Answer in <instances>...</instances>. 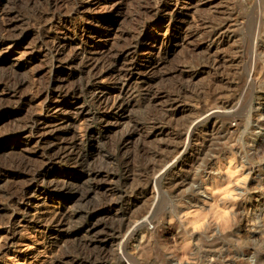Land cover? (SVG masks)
<instances>
[{"label": "bare ground", "instance_id": "bare-ground-1", "mask_svg": "<svg viewBox=\"0 0 264 264\" xmlns=\"http://www.w3.org/2000/svg\"><path fill=\"white\" fill-rule=\"evenodd\" d=\"M121 1L122 0H45L44 9H34L33 12L26 14L27 16H25V19L29 24V29L27 31L21 33L18 32L17 34L14 30L16 24L13 20L11 22L8 21L9 23L2 24L0 28V48L3 46L6 47L5 49L16 48L24 43L27 36L33 34V37L31 36V50L36 48L44 50L46 56L51 58L50 70L55 71L60 67L68 69L67 73L65 72L60 74V76L55 77L53 76L55 72L52 74L50 71L52 76L47 84H44L43 82L34 85V88L31 89L30 95L23 97V99L15 100L14 104H7L0 98V127L2 125L5 127L3 131L0 130V149L11 143H21L22 141L26 144L28 149H32L33 153H40V156L42 157L41 162L37 161V163H35L32 159H26L23 156L5 162L4 160H1L2 156H0V173L6 174L16 182H23V185L17 188L14 186L15 184H13L8 186V189L0 191V196L4 200L3 202H6V205L8 206L6 210H4L5 213L3 212L1 214L0 222L6 223V225L8 224V227L5 230L8 234L6 237L10 236V240L16 237V224L18 222L20 223V221L26 217L25 220L27 224L30 223L34 228L42 225V227L45 228V232H50L51 229L49 228H53L50 226H53L56 223L58 224L61 217L56 218L52 216L44 222L43 220L28 217L26 215L30 213L29 210L25 209L24 202L31 194L33 198L35 196H43V199L46 200L49 197L58 198V195L56 197L55 192L61 194L62 190H66L68 187L66 181L62 182V180L59 179L50 180L47 178V175L52 171H55L54 168L59 163H69L73 169H81V172H83L82 176L87 178L88 182H95L93 188L91 185V190L94 189L96 194L97 192H100L98 191L100 188L104 190L101 193L103 198L102 201L97 205L89 207L90 212L88 210V214L92 213L93 216L101 215L105 218L107 217L103 220L97 219V223L100 222L103 226H108L109 231L105 238H99L102 241V244H98L94 238L77 242L80 248L77 247L79 251H89L88 255L85 254L84 262L82 261V263L79 264H153V259H150L152 262L150 260L141 261L139 259L140 251L135 253L130 252V240L137 234L139 229H146V232L149 234H153L154 231L165 233L170 230L171 226L170 224L165 223L164 219L161 217V220H158L160 211L155 209L153 204L150 208L135 210V198H138L143 194H150L153 196V190H157L158 193L159 188L161 187L159 184H162L164 180L170 181L175 187L181 186L185 181V177H181L182 173H179L182 171L184 163L188 162L187 164L189 165L192 162L197 163V158H199L202 148L206 146V142L211 140L214 136H220L222 133V135L229 136V133H232L233 129H230L232 127L228 126L229 123L227 124V121L236 117L239 118L238 111L236 112L235 109L234 94L232 96H229V94L228 97H226L227 99H221L222 101L219 103L216 99L215 101L217 104L216 102L208 104L209 102L206 103V100L202 99L203 95L200 93L197 95L196 93L198 96V98H196L197 100L194 99L193 102L191 101L192 103L187 102L186 98L192 99L189 97L191 95V92L189 91L193 88H191V80L193 78L191 77L190 80L185 81L182 77L181 79L185 82L182 83L179 95L170 97V100L167 99L168 104L166 105L167 101L164 102L165 104L163 103L165 108L162 109L161 106L160 108L162 109L163 114L161 117L163 120H167V122H171L172 117H176L177 114L185 116V120L191 122V125H188L189 127L187 131L186 125L180 127V130L178 129L177 133L168 131L167 128H165L166 126L161 127L159 134L167 135V137L170 136L172 139L170 140L172 141V144H174L170 147L171 149L168 148V155L166 156L165 154L164 158L161 157L160 160H157L158 162L155 161V163H153V161H148L147 163L145 160V173L142 170L143 175H141V177L139 176L140 178L137 182L132 173L134 168H132V170L128 165V160L131 162L130 159H128L129 157H124V163L127 164H124L125 166L121 169L120 174L124 177L127 186L125 188L123 187V189L120 188L119 190L115 187L107 188L106 186L108 183L109 185H114L118 182V172L116 173L114 169L109 168L108 165L104 167H94L92 165L93 167H91L90 162L93 159L89 160V154L86 153V145L96 136L89 121L90 119H97L102 129L108 127L112 124L113 117H116L115 120H119L120 114H122V117L126 115L131 100L137 93H139V96L144 95V97H142L147 99V103L149 101L150 106L154 105V102H156L155 100L159 98L158 96L163 95L164 97H167L168 94L163 92H153L152 81L153 68L155 65L153 64V53H155L153 51L156 43H159L160 40L161 42L166 43L167 41L176 40L174 38L178 37L182 40H186L190 36H198L199 38L204 39V41L207 40L208 46L206 48V57L208 56V63L200 68L203 70L207 68L209 70L210 74L208 80L209 82L212 81L211 86H208L211 88L210 90L213 88L216 92L219 87H232L237 83L234 75L237 71L233 69V62L237 58V53L232 55L231 51L228 50V45L231 42L230 40L235 36L233 33L237 28L235 27L237 25L236 15L230 13L232 11H229L225 17L221 18L222 20L220 23H218V25L216 24L217 27H208L210 22L202 21V23L197 26L196 30L182 35L181 32L183 31V27L181 23L184 21L188 9L192 6L195 7V5H198V3L202 1L213 3L215 0H184V2L182 0H144V2H138L140 3V6L138 5L139 19H137V26L123 33L124 44L121 45V48L118 51L112 53L110 52L111 50H108L109 48L107 49L106 47L100 46L94 38L95 36L99 38L104 37L103 30L101 29L105 26L104 24H111L113 22L112 19L117 12L118 5L121 4ZM102 3H105V5L103 4L104 6L101 7L102 10L100 12H96L95 10L94 12L93 9L98 8ZM8 12V17L12 16L15 18V7L11 8ZM213 14L215 13L213 12ZM12 17H10V19ZM78 18L81 19L77 22ZM176 18H178V21H175ZM93 24L99 26L100 29L93 26ZM46 29H56L57 31L53 35H47V31L45 32L46 34L44 33ZM24 54L25 53H23V55ZM4 57L8 58V55L6 56L4 54ZM76 68L79 70L78 75ZM254 68H256L255 65ZM40 73H42V70L37 71L34 75L37 77ZM19 74V68L13 67L11 69H4V67H0V91H8L11 95L16 96L20 89L27 85V80L20 77ZM246 83L253 85L254 78L251 81L248 80ZM214 84L219 86H216L217 88H215L213 87L215 86ZM208 87L206 89H208ZM226 88H223V90L228 93V88ZM261 88L258 91L260 94L262 93L261 95H264V88ZM195 90L197 89L195 88ZM249 90H251V88ZM204 92L206 93V91ZM204 92L202 94H204ZM225 92L223 93L225 94ZM192 97L194 96L192 95ZM29 98L37 102L39 109L36 108L35 110V104L31 103ZM175 100V104L177 105L174 104ZM47 101H50V103ZM54 101H57V104L51 103ZM262 103L264 104V97ZM183 105L184 107H179ZM94 107H96V112L93 110ZM259 107L264 110V106L260 105ZM186 112L188 113L186 114ZM262 113L258 115V117H253L255 119H253V123H251L252 130L249 131L251 136H255L258 130L264 131V114ZM42 114L58 117L61 119L60 121L62 123H49L41 118ZM241 116L242 115H240V117ZM153 120L154 124H156L157 121L155 122V118L153 119L151 116L148 121L149 123L146 121L147 124L144 123L140 125L137 123H131L132 125H128L125 131L118 135L117 152L125 149L128 146L131 137L143 131L145 127L149 128V131L146 132V136H153V127L155 126L153 125ZM5 121L8 123H5ZM184 132H187V134L185 141H182L181 138H183ZM231 135L232 134H230V136ZM178 138L181 140L178 141ZM159 146L160 145H158V148ZM168 149L162 150L166 153ZM211 152H213V150ZM214 157V160H216V155ZM151 158L154 159V157ZM212 159H210L209 164L212 163ZM203 169H205L204 166ZM211 171H213V168ZM257 178L258 179H255L254 182L259 186L264 179L262 175ZM153 180L155 182V189L151 188ZM101 182L102 185L100 184ZM44 184L48 185L49 190L52 189L54 191L51 190L46 193L42 188ZM191 187L193 189V186ZM169 190L171 191L173 189L169 188ZM87 193L85 192L82 195V198H85ZM59 197L61 198V195ZM157 197L158 194L156 195V200H160L157 199ZM200 201L201 199L196 196L193 197V199L191 198L188 200L190 203H198ZM175 206L176 205H174V207ZM166 209L167 207L164 210L165 215L167 213L174 214L175 209L173 210V207L172 212L170 211L171 209ZM161 213H163L162 210ZM77 214L78 213L74 210V212L72 211L71 216L73 217ZM171 219H173V216ZM97 223L93 222L90 224L87 227V232H94L97 229ZM256 228L257 227H254L252 230L253 236L258 235V230L256 231ZM259 232H262V229ZM144 237H142V239ZM51 240L50 237L49 239H45V242L42 243V245L48 244L47 246H51L53 242ZM141 242L142 240H140L139 244ZM11 243L12 242H9V244ZM110 244L117 245V248L110 250L108 248ZM4 246L7 248L6 244H4ZM141 246L139 245V247ZM55 247H57L56 244ZM136 248H134L135 251ZM1 251H3V248H0V252ZM54 252L55 253L52 254L53 256H50V260L51 262L58 264L57 258L60 256L57 255L58 251ZM206 253L207 252L204 251L202 255L200 254L198 257L199 261H203L205 264H217L218 257L216 253L211 252L210 250L208 254ZM33 254L35 256V253ZM163 256L165 262L168 264H177L173 257L169 255ZM30 257L31 256L28 253L20 252L19 254H15L13 259L21 261L23 264H27ZM46 261H48V259Z\"/></svg>", "mask_w": 264, "mask_h": 264}, {"label": "rangeland", "instance_id": "rangeland-1", "mask_svg": "<svg viewBox=\"0 0 264 264\" xmlns=\"http://www.w3.org/2000/svg\"><path fill=\"white\" fill-rule=\"evenodd\" d=\"M182 1L184 2V0ZM138 2H144V0H122L121 4L118 5L119 7L117 8V12L112 19L113 22L111 24H104L105 26L103 29H101L103 30L104 37L99 38L95 36L94 40L97 41L100 46L106 47L107 49L109 48L108 50H111L110 52L112 53L118 51L121 48V45L124 44L123 33L133 29V27H136L138 24L137 19H139L138 11L140 6V3ZM214 2L209 3L202 1L198 3V5H195V7L192 6L190 9H188L187 15L184 21L181 23L183 27L181 34L183 35L196 30L197 26L202 23V21L210 22L211 25L209 24L208 27H217L218 23H220L222 20L221 18L225 17L229 11H232L230 13L236 15L237 25L235 27L237 28L233 33L235 36L230 40L231 42L228 45L229 48L227 47L228 50L231 51L232 55L237 53V58L234 60L235 63L233 62V69L237 71L234 73L237 83H235L233 86L231 85L234 89L230 86H227V89L224 85H222L224 86L223 88H226L229 91L228 93L220 87V90L218 88L216 92L213 90V88L210 90L211 88L209 87L211 86L212 81L209 82L208 80L210 74L209 70L207 68L204 70L201 69V66H205V64L208 63V56L206 57V48L208 46L207 40L204 41V39L199 38L198 36H190L186 40H182L178 37L174 38L176 40L167 41L166 43H163L160 40L159 43L155 44L153 51L155 52L153 53V64H155L153 68L152 81L154 90L153 92H163L168 94L167 97H164L163 95L158 96L159 98L155 100L156 102H154V105L150 106L149 101L147 103V99L143 98L144 95H142V97L138 95L139 93H137L133 96L126 115L123 117L121 116L122 114L119 115L120 121L115 120L116 117H113L112 124L104 129H102L97 119H90L89 121L96 136L86 145V153L89 154V160L93 159L90 162L91 167H104L108 165L109 168L114 169L116 173L118 172V182H116L114 185H109L108 183L106 187H115L117 190H119L120 188L123 189V187L125 188L127 186L126 181H124V177H122L120 174L121 169L127 164L124 163V157H129L128 159H130L131 162H129L127 159L128 165L129 168H134V170L132 169L133 171H130H132L135 181L137 182L141 175H143V172L145 173L144 168L146 167V161L147 163L148 161H153V163H155V161L158 162L157 160H160L161 157L164 158L165 154L166 156L168 155L167 153L169 152V149H171L170 147L174 145L172 144V139L170 136L167 137V135L159 134L161 127L166 126L165 128H167L168 131L177 133L178 129L180 130V127H184L186 125L187 131L189 127L188 125H191V122H187L185 120L186 117L181 114H177L176 117L173 116L171 122H167V120H163L161 117L163 115L162 109L165 108L163 103L167 101V105V99L170 100V97L179 95V90L181 89L183 82L190 80L191 77L193 78L191 80V88L193 87L194 89L192 88V90L189 91L191 92V95L188 94L192 99L186 98V101L189 103L198 98V93L203 95L202 99L206 100V103L209 102L208 104L211 102L212 104L215 103L216 99L219 103L220 101L227 99L226 97H228L229 94V96L234 94L233 97L236 106L234 107L236 112L238 111L239 118L236 117L227 121V124L229 123L228 126L232 127L230 129H233L232 133H229V136L222 135V133L220 136H214L211 140L207 141L205 144L206 146L202 148L199 158H197V163L192 162L196 165L192 163L189 165L187 164L188 162L184 163L183 166L185 168L182 167V171L179 174L182 173L181 177L186 178H184L186 181H184L185 184L181 183V186L175 187L170 181L164 180L162 184H159V186L162 188H159L158 193L157 190H153V196L150 194H143L140 197L135 198V210L147 209L153 204L155 209L160 211V213L161 210L163 212L161 213L162 215L159 213L160 216L158 220H161L162 218L164 219L165 223L170 224L171 226L170 230L165 233L154 231L153 234L150 233V235L148 232H146V229H139L137 231V234L130 240L129 250L132 253L140 251L139 254L141 256L139 255V259L141 261H149L150 259H153V264H168L165 262L163 255H169L173 257L177 264H181L179 262H182L185 256L189 257V261H184V264H205L203 261H199L198 257L200 254L202 255L204 251L207 252L206 254H208L210 250L211 252L216 253L218 257L217 264H264V235H262L264 234V181L259 186L256 182H254L255 179H258L257 177L260 175H262L264 179V131L258 130L255 136H251L249 134V131L252 130L251 123H253L252 121L255 119L253 117H258V115H260L262 112V114H264V110L260 109L259 107L260 105L264 106L262 103L264 95H261L262 93L260 94L258 91L261 87L264 88V0H215ZM103 4L105 5V3H102L100 4L101 6L99 5L98 8L93 9L94 12L95 10L96 12H100L102 10L101 7L104 6ZM14 7L16 10L15 18L10 16L12 17L10 19V17H8V11ZM44 8L45 0H2L0 1V28L2 24L9 23L13 20L16 24V28L14 29L15 32L17 34L18 32H25L29 29V24L25 19V16H27L26 14L33 12L34 9ZM213 12L215 14H213ZM80 19L81 18H78L77 22ZM175 21H178V18H176ZM93 26L100 29V27L96 26L95 24H93ZM48 30L46 29L44 31V33L47 31V35H53L57 31L56 29ZM31 36L33 37V34L27 36L24 40V43L20 44L16 48L5 49V46L0 48V67H4V69H11L13 67L19 68L20 77H23L27 80V85L21 88L16 96L11 95V93L8 91H0V98L3 99V102L7 104H14L15 100L17 101L30 95L31 89L34 88V85L43 82L44 84H47L51 79L53 72H55L53 75L55 77L60 76L62 73H67L68 71L67 68L63 67H60L55 71H51V58L46 56L44 50L38 48H36L37 50H31ZM23 53L25 54L23 55ZM4 54L6 56L8 55V58H5ZM254 65L256 68H254ZM247 66L251 68H248ZM40 70H42V73L36 77L34 74ZM76 71L78 75V68H76ZM182 77L185 79V81L181 79ZM253 78V85L246 83L248 80L251 81ZM216 86L217 85L213 87L217 88L219 85L217 87ZM207 87L208 89H206ZM248 87L249 89L251 88V90H249ZM195 88L200 92L195 90ZM204 91H206V93ZM221 91L222 93L225 92V94H222ZM203 92L206 95L202 94ZM192 95L194 97H192ZM29 99L31 103L35 104V110L36 108L39 109L37 102L31 98ZM47 102L50 103V101ZM51 103L57 104V101ZM175 103L176 100L174 101V104ZM179 107H184V105ZM93 110L96 112V107H94ZM187 113L188 112H186V114ZM240 115H242V118ZM151 116L153 119L155 118V122L157 121L156 124H154L153 120V125H155L153 127V136H146V132L149 131V128L144 126L145 128L143 131L131 137L128 146L125 149L117 152V140L119 139L118 135L124 132L126 127L131 123H137L140 125L144 123L147 124ZM41 118L52 124L62 123L60 121L61 119L55 116H47L46 114H42ZM6 122L7 121H5V123ZM3 129H5L4 125L0 127L1 131H3ZM186 134L187 132H184L183 138H181L182 141H185ZM230 134L232 135L230 136ZM181 139L178 138V141ZM158 145H160L159 148ZM222 148L225 149L223 150ZM162 149L168 150L165 153V151ZM203 149L206 151V153ZM212 150L213 152H211ZM0 153L2 154H0V156H2V159H0L4 160L5 162H9L10 160L17 159L22 156L26 159H32V161L35 163H37V161L41 162L42 159L40 153H33V150L28 149L26 144L22 141L21 143H11L8 146H3V148L1 147ZM214 154L216 155V160H214ZM151 157H154V159ZM210 159H212V163H210L211 165L209 164ZM203 166L206 170L203 169ZM212 168L213 171H211ZM240 169H243V171H239ZM54 170L55 171H52L47 175V178L50 180L59 179L62 180V182L66 181V183H68L66 190H62L61 194L59 192H55L56 197L58 195V198L49 197L46 200L43 199V196H35L33 198L31 194L25 200L24 207L25 209L29 210L30 214L26 215L28 217L43 220V222L52 216L56 218L61 217V220L58 224L56 223L53 226H50L53 227L49 228L51 229L50 232H45V228H43L42 225L34 228V226L30 223L27 224L25 220L27 217L25 216L26 218H23L20 223L18 222L19 224H16L17 234L12 240H10V236L6 237L8 234L5 229L8 227V224L6 225V223L0 222V248H3V251L0 252V264H23V262L13 259V256L15 254H19L20 252L28 253L31 256L28 259L27 264H57L51 262L50 260V256L55 253L54 251H58L57 255L60 256L57 258L58 264H79L82 263V261L84 262V258L89 254V251H79L77 242L94 238L98 244H102L100 239L105 238L108 234L109 227L103 226L100 222L97 223V219L103 220L107 217L105 218L101 215L93 216L92 213L88 214L89 207L97 205L102 201L103 198L101 193L104 190L100 188L98 190L100 192H97L96 194L94 189L91 190V185L93 188L95 186V182H88L87 178L82 176L83 172H81V169H73L69 163H59L55 166ZM245 175L249 176V179L246 183L243 181V177ZM13 184H15L14 186L17 188L23 185V182H16L6 174L0 173V191L3 189H8V186ZM100 184L102 185V182ZM241 184H244V187H241ZM154 185L155 182L153 180L151 188L155 189ZM229 185L232 186L231 189H229ZM191 186H193V189ZM167 187L173 190L170 191ZM42 188L44 191H46V193L52 190H49L47 184H44ZM233 191L238 193L240 196L238 202H234L232 199L226 198L231 196ZM85 192H88L86 194L87 197L85 196V198H82V195ZM156 193L158 194L157 199H160L158 201L156 200ZM60 195L61 198L59 197ZM194 195L199 197L201 201L198 203L188 202V200L195 197ZM3 201L4 200L1 197L0 216L3 212L5 213L4 210H6L8 207L6 202ZM174 205L176 206L174 207ZM171 206L173 207V210L175 209L174 214L167 213L165 215L164 210L166 207V210L171 209L170 211H173ZM213 206H215V211L219 212L234 208L235 214L239 221L238 226L234 231L224 234L221 232L220 228L213 223L210 224L205 231L201 233H193L188 225L197 219L196 214L198 212H212L214 210ZM74 210L78 214L72 217L71 213L72 211L74 212ZM188 213H192V215H188ZM172 216L173 219H171ZM231 219V216L228 217L229 222ZM93 222L97 223V229L94 232L88 233L87 227ZM254 227H257V236H253L252 230ZM261 229L262 232H259ZM49 237L52 239L51 241H53L51 246H47L48 244L42 245V243L45 242V239H49ZM142 237L144 238L142 239ZM140 240H142V242L139 244ZM240 241H244V243H239ZM9 242L12 243L9 244ZM4 244H6L7 248H5ZM55 244L57 247H55ZM111 245L112 244L108 246L110 250L117 248V245ZM139 245L143 246L139 247ZM134 248H136V251ZM33 253H35V256ZM47 259L48 261H46Z\"/></svg>", "mask_w": 264, "mask_h": 264}, {"label": "clouds", "instance_id": "clouds-1", "mask_svg": "<svg viewBox=\"0 0 264 264\" xmlns=\"http://www.w3.org/2000/svg\"><path fill=\"white\" fill-rule=\"evenodd\" d=\"M239 171H243V169H240ZM239 174V173H237ZM249 179L248 175H245L243 177V181L246 183ZM241 187H244V184L240 185ZM232 186L229 185V189H231ZM232 199L234 202H238L240 199V196L236 192H232L231 196L226 197ZM214 210L212 212H198L197 219L191 222L188 227L191 229L193 233H201L205 231L210 224H215L218 226L222 233L227 234L229 232H232L235 230V228L238 226V218L235 214V209L226 210L223 212L215 211V206H213ZM188 215H192V213H188ZM231 216V221L229 222L228 217ZM239 243H244V241H240ZM184 261H189V257L185 256L183 258V261L181 264H184Z\"/></svg>", "mask_w": 264, "mask_h": 264}]
</instances>
